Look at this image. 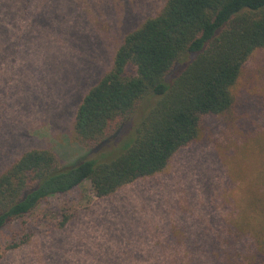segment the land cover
Listing matches in <instances>:
<instances>
[{
    "label": "rangeland",
    "instance_id": "374dc122",
    "mask_svg": "<svg viewBox=\"0 0 264 264\" xmlns=\"http://www.w3.org/2000/svg\"><path fill=\"white\" fill-rule=\"evenodd\" d=\"M166 1L0 0V172L28 150L62 165L88 153L73 139L78 105ZM232 94V109L202 117L161 172L102 199L86 181L4 227L0 264L246 263L264 212V48Z\"/></svg>",
    "mask_w": 264,
    "mask_h": 264
},
{
    "label": "trees",
    "instance_id": "16d2710c",
    "mask_svg": "<svg viewBox=\"0 0 264 264\" xmlns=\"http://www.w3.org/2000/svg\"><path fill=\"white\" fill-rule=\"evenodd\" d=\"M263 48L264 0H167L124 37L110 69L78 105L73 139L88 153L62 165L50 151L28 150L0 172V230L86 181L102 199L161 172L200 136L202 117L232 109L244 63ZM262 214L241 264H264ZM69 220L63 214L57 228ZM233 259L227 262L240 264Z\"/></svg>",
    "mask_w": 264,
    "mask_h": 264
}]
</instances>
